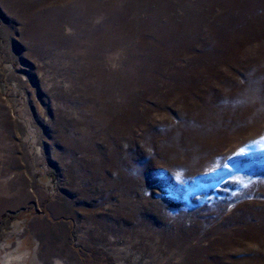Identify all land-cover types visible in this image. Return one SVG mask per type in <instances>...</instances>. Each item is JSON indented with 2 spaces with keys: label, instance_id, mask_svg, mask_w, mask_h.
Returning <instances> with one entry per match:
<instances>
[{
  "label": "rangeland",
  "instance_id": "374dc122",
  "mask_svg": "<svg viewBox=\"0 0 264 264\" xmlns=\"http://www.w3.org/2000/svg\"><path fill=\"white\" fill-rule=\"evenodd\" d=\"M0 264H264V0H0Z\"/></svg>",
  "mask_w": 264,
  "mask_h": 264
},
{
  "label": "trees",
  "instance_id": "16d2710c",
  "mask_svg": "<svg viewBox=\"0 0 264 264\" xmlns=\"http://www.w3.org/2000/svg\"><path fill=\"white\" fill-rule=\"evenodd\" d=\"M24 212L25 210L21 211L18 214L12 213V212H6L1 216L0 218V239H2L5 233H7L10 230L11 224L17 221L19 219V216Z\"/></svg>",
  "mask_w": 264,
  "mask_h": 264
}]
</instances>
